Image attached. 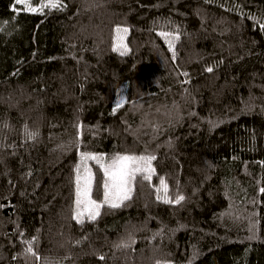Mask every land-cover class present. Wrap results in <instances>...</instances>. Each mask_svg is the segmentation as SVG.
I'll use <instances>...</instances> for the list:
<instances>
[{"label": "trees", "instance_id": "obj_1", "mask_svg": "<svg viewBox=\"0 0 264 264\" xmlns=\"http://www.w3.org/2000/svg\"><path fill=\"white\" fill-rule=\"evenodd\" d=\"M63 3L34 14L0 0V264H32V237L48 264H264V0ZM117 24L126 56L111 51ZM173 26L176 61L157 35ZM78 124L80 151L147 147L153 185L163 176L185 200L145 184L94 222L69 219ZM129 232L135 244L116 248Z\"/></svg>", "mask_w": 264, "mask_h": 264}, {"label": "snow or ice", "instance_id": "obj_2", "mask_svg": "<svg viewBox=\"0 0 264 264\" xmlns=\"http://www.w3.org/2000/svg\"><path fill=\"white\" fill-rule=\"evenodd\" d=\"M15 4H21L24 6V10L34 14H44L45 9H55L56 11H63L66 5L63 0H41L38 6L33 7L32 0H15ZM13 11H16L15 5H13ZM251 18V17H250ZM261 31H264V22L260 23ZM129 28L117 24L112 29V43L111 51L118 53L120 56H126L130 52L128 44L125 42ZM158 36L162 37L167 44L168 51L171 53V59L176 61L177 50L176 45L181 39L182 33L178 28L173 26L172 31H159ZM205 71L213 72V67L209 66L205 68ZM179 75L187 77V72H180ZM189 80H184L182 83H189ZM124 99H118L115 107L112 109V114H115L125 104ZM195 115V113H192ZM5 127L7 125L5 124ZM78 132L73 142V146L77 148L78 162L73 166V199L69 209V219L74 220L77 224L83 225L85 221L94 222L102 214L101 210L119 209L126 206V202L132 199V193L137 186H144L154 188L156 193V200L164 204L180 205L185 196L176 191L170 193L168 190V184L165 177L160 176L159 184L153 185V177L156 176V168L153 165V161L157 159L154 152H150L145 147L144 152L136 154L135 152H114L110 155L98 152H92L88 150L80 151V130L82 125H76ZM24 135L28 140H35L39 135L38 131H31L27 125L24 128ZM87 146L85 145V149ZM89 162H92L97 172H93ZM102 173V176L99 175ZM31 175V173H28ZM95 193H101L102 195H96ZM261 194H264V187L259 189ZM4 205L0 204V208ZM250 231L252 229L250 228ZM154 235H160L155 233ZM23 236V233H20ZM256 238L255 232L249 236L248 239ZM135 238L131 232L126 237L120 239L115 247L118 249H130L135 244ZM25 245L21 255L24 256L26 261H31L32 264H48L47 258H42L38 254V250H35L37 243V237H32L30 240L25 238L21 241ZM80 243V241H76ZM13 259H16L14 257ZM98 259L101 261L106 260L104 254H99ZM156 264H172L169 259L157 260ZM189 264L192 261L189 260Z\"/></svg>", "mask_w": 264, "mask_h": 264}, {"label": "rangeland", "instance_id": "obj_3", "mask_svg": "<svg viewBox=\"0 0 264 264\" xmlns=\"http://www.w3.org/2000/svg\"><path fill=\"white\" fill-rule=\"evenodd\" d=\"M16 9H19V10H21V9H23L24 10V6L23 5H21V4H16Z\"/></svg>", "mask_w": 264, "mask_h": 264}]
</instances>
